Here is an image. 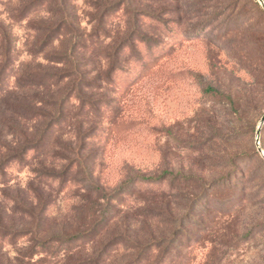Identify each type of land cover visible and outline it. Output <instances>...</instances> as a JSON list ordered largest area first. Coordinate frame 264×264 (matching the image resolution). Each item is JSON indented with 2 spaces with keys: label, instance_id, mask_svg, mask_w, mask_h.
Returning a JSON list of instances; mask_svg holds the SVG:
<instances>
[{
  "label": "rangeland",
  "instance_id": "rangeland-1",
  "mask_svg": "<svg viewBox=\"0 0 264 264\" xmlns=\"http://www.w3.org/2000/svg\"><path fill=\"white\" fill-rule=\"evenodd\" d=\"M33 1L0 0L12 59L0 86V264H264V236L236 243L240 221H255L263 211L264 160L256 149L257 142L264 148V125L256 136L264 114L259 3L76 0L73 12L86 36L96 14L90 3L118 5L106 18L108 38L88 40L79 55L96 80L83 91L85 104L66 106L62 129L19 160L10 150L32 142L35 126L22 108L67 85L36 89L26 77L51 67L44 55L30 54L33 25L49 19L45 6L31 9ZM140 35L149 42L138 41ZM124 41L108 83L105 57ZM139 177L146 186L131 182ZM99 188L117 199L102 223L99 212L109 206ZM242 208L238 221L235 211ZM91 229L57 257L26 256L35 233L44 240ZM22 230L31 234L15 233ZM153 240L165 242L164 253L131 246Z\"/></svg>",
  "mask_w": 264,
  "mask_h": 264
},
{
  "label": "trees",
  "instance_id": "trees-1",
  "mask_svg": "<svg viewBox=\"0 0 264 264\" xmlns=\"http://www.w3.org/2000/svg\"><path fill=\"white\" fill-rule=\"evenodd\" d=\"M75 1L76 0H35L30 5L31 9H34L35 6L42 8L45 6L46 12L49 16V19L39 21L33 25L32 31H34L36 35L33 49L30 51V54L32 56L44 55V59L50 63L51 67L45 69L44 71L28 72L26 77L27 79L29 78L32 80L31 85L36 89L44 88V90H46L50 85L56 87L63 82H66L67 85L66 88H63L58 93L42 94L43 96L37 99V102L33 105V107L25 106L22 108V110L30 116L31 119H28L35 122V126L32 142L24 140L23 144L21 143V147L18 152L11 148V150L9 149L10 152H15L16 159L20 160V156L23 154H27L29 152H33L35 154V152L37 153L40 151L44 141H46V139L50 136L51 132L54 129H62L66 119V106L69 102L73 100L80 102L81 105L85 104L87 100L83 91L84 89L91 87V84L96 80V76L89 77L91 74L86 69L87 63H82L79 55L82 50H84L88 40L93 39L95 41H99L102 38H108L109 32L107 31L106 18H108L109 13L116 10L118 5L104 6L99 2L90 3V6L96 14L90 16L89 23L92 25V31L86 36L85 31L81 28L80 23L73 12V3ZM124 3H128V0H125ZM255 5L259 12L264 16V11L259 8L256 3ZM141 16L148 18L151 17V15L147 13H142ZM156 22L160 23L158 19H156ZM0 36V86H2L6 81V73L10 64H12V59L10 41L8 40L5 31L1 28ZM125 40L127 41V39ZM126 41L113 46L111 51L107 53L105 57L108 59L107 72L105 73V78L108 83H110L111 75L119 69L120 52L126 47V44H128L125 43ZM138 41L144 44L149 42L143 35H140ZM128 47L131 48L132 45H128ZM263 60L264 56L262 58V61ZM261 74L264 78V70ZM50 82L52 83L48 84ZM0 94L2 95L3 91H0ZM261 148L264 151L263 146H261ZM259 162L264 167V162L262 160H259ZM3 175L4 172L0 169V176ZM49 175L51 178L54 177V174L52 173ZM145 181V179L139 177L131 182L133 184L142 185L143 183L141 182ZM157 182L160 187L161 181L158 180ZM226 183L231 184V179L226 181ZM98 191L102 194V199L106 200L107 205L109 206L108 209H103L99 212V220H97V222L99 221L102 223L107 219L106 216L111 215V211L114 209V204L117 203V199L114 195L106 194V191L103 188H99ZM198 198L202 197L198 196ZM260 205L261 208H263V215L261 214V217L255 218V221L246 220V222L243 223L240 220H242L245 215L244 208L240 209V211H235L237 214V220L242 223V233L237 236L236 239V243H238V245L252 242L255 239L256 234L264 236V200L260 203ZM27 209L28 210L24 209V211L29 215L32 214L31 209ZM42 214V211L39 212L40 216ZM190 222L191 219H189L188 223ZM27 232L29 231L22 230L15 233L22 237L31 234ZM92 232L93 229L85 234L75 233L73 235H66L65 233H59L45 238L44 240L39 239L35 233L33 244L30 245L29 250L26 252V256L31 257L36 252L41 251L51 255L52 257H57L62 250L66 251L83 243V241L86 240V236H89ZM164 244V241L153 240L142 247H139L136 243L131 246L139 248L141 254L143 252L152 253L158 250H161V253H164L166 249ZM262 248L261 253L264 252V245ZM18 264L24 263L22 261H18Z\"/></svg>",
  "mask_w": 264,
  "mask_h": 264
},
{
  "label": "water",
  "instance_id": "water-1",
  "mask_svg": "<svg viewBox=\"0 0 264 264\" xmlns=\"http://www.w3.org/2000/svg\"><path fill=\"white\" fill-rule=\"evenodd\" d=\"M256 1L259 3V5L261 6V8L264 10V2L262 0H256ZM263 124H264V114L260 118V121H259V124H258V128H257V131H256V136L257 137L259 136L260 129L263 126ZM256 149H257V152L259 153L260 157L264 160V152L259 147L258 142L256 143Z\"/></svg>",
  "mask_w": 264,
  "mask_h": 264
}]
</instances>
